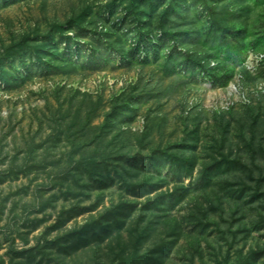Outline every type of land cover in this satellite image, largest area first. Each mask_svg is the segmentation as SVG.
<instances>
[{
    "label": "rangeland",
    "instance_id": "obj_1",
    "mask_svg": "<svg viewBox=\"0 0 264 264\" xmlns=\"http://www.w3.org/2000/svg\"><path fill=\"white\" fill-rule=\"evenodd\" d=\"M0 264H264V0H0Z\"/></svg>",
    "mask_w": 264,
    "mask_h": 264
}]
</instances>
